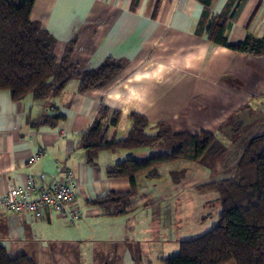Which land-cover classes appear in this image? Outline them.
I'll list each match as a JSON object with an SVG mask.
<instances>
[{
  "label": "crops",
  "instance_id": "obj_1",
  "mask_svg": "<svg viewBox=\"0 0 264 264\" xmlns=\"http://www.w3.org/2000/svg\"><path fill=\"white\" fill-rule=\"evenodd\" d=\"M227 2L211 0L210 16L220 14ZM202 10L200 0L34 1L30 19L53 35L58 60L74 39L71 60L80 69L95 68L108 57L123 65L103 86L85 91L79 90L77 77L42 99L28 94L13 100L0 89V195L22 185L28 174L51 176L62 165L76 174L75 204L82 212L73 223L54 213L38 220L1 214L0 246L10 258L26 255L35 264H163L173 256L168 251L179 253L190 215H172L168 191L174 182L168 179L173 171L161 172L170 162L153 174H137L129 203L113 205L107 213L93 199L132 187L126 177L108 176L107 167L158 152L152 146L90 155L81 139L96 121L105 140L124 139L132 113L147 119L148 132L164 122L172 131L216 135L234 115L241 124L255 117L247 116V109L264 111V54L235 51L198 34ZM231 11L224 32L228 43L247 34L264 37V0H235ZM56 114L61 117L54 124L40 122ZM39 149L47 155L28 163ZM173 232L180 233L178 238Z\"/></svg>",
  "mask_w": 264,
  "mask_h": 264
},
{
  "label": "trees",
  "instance_id": "obj_2",
  "mask_svg": "<svg viewBox=\"0 0 264 264\" xmlns=\"http://www.w3.org/2000/svg\"><path fill=\"white\" fill-rule=\"evenodd\" d=\"M35 0H0V89L10 92L13 100L30 94L42 99L57 95L72 78L79 79V90L103 86L122 68L123 63L111 57L97 67L80 69L71 60L72 39L60 60L54 52L55 38L31 21L30 12ZM211 0H200L203 10L197 33L206 34L210 41L235 51L264 54V37L247 34L241 41L228 43L224 34L227 20L233 15L235 0H228L220 14L210 16ZM115 111L111 124H116ZM61 116L44 117L40 122L54 124ZM131 126L124 139L105 140V131L96 121L84 133L82 144L89 154L99 150L138 149L166 142L170 151L145 159L129 158L107 167V175L126 177L131 190L111 191L96 197L92 203L110 213V207L129 203L134 193L135 176L147 171L153 174L157 166L176 160L203 162L205 157L223 149L217 136L210 131L191 133L172 131L164 122L148 132L147 119L138 113L130 114ZM92 157V156H91ZM172 176L176 180V173ZM197 191H212L218 195L220 211L217 224L194 238L180 242L179 253L163 260V264H264V133L250 138L239 155L234 175L212 180L196 187ZM0 264H35L26 255L10 258L0 246Z\"/></svg>",
  "mask_w": 264,
  "mask_h": 264
},
{
  "label": "rangeland",
  "instance_id": "obj_3",
  "mask_svg": "<svg viewBox=\"0 0 264 264\" xmlns=\"http://www.w3.org/2000/svg\"><path fill=\"white\" fill-rule=\"evenodd\" d=\"M245 113L247 116L255 115V117H248L247 122L244 120L239 124L236 121V115H234L230 123L222 126L217 132V139L223 147L221 151L207 155L204 161L200 163L181 159L161 167L163 176L170 169L176 173V182L180 181L175 184L174 177L170 175L168 183L170 185L171 181L174 183L172 184V191L169 190L168 194L173 197L172 206L170 207L172 215L180 217L183 213L185 216L187 214L190 215V229L185 233L184 239L194 238L205 233L217 224L218 220L220 204L218 203L217 193L205 190L197 191L196 187L212 180L232 177L235 172L236 161L250 138L264 133V111L262 113L256 111V114H254L255 112L247 109ZM224 129H228L229 133L225 132ZM154 147H156L157 154L167 153L171 148H168L166 142H158ZM202 213L206 220L200 218ZM173 234L175 238H178L177 236L180 233L173 232ZM176 243L177 241H174V245ZM171 247L173 248L172 244H170L168 249ZM166 254H168L167 256L176 255L178 254V249L172 253L168 251Z\"/></svg>",
  "mask_w": 264,
  "mask_h": 264
},
{
  "label": "built area",
  "instance_id": "obj_4",
  "mask_svg": "<svg viewBox=\"0 0 264 264\" xmlns=\"http://www.w3.org/2000/svg\"><path fill=\"white\" fill-rule=\"evenodd\" d=\"M46 155L45 149H39L30 154L27 161L32 163ZM77 185L74 170L62 165L56 166L51 176L45 172L28 174L22 185L10 186L0 195V215L28 214L38 220L47 213H54L64 217L68 223H73L82 216L75 204Z\"/></svg>",
  "mask_w": 264,
  "mask_h": 264
}]
</instances>
